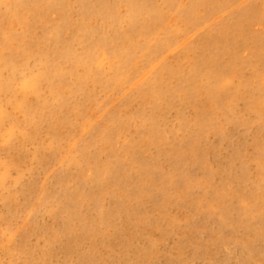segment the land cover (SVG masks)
Masks as SVG:
<instances>
[{
	"label": "bare ground",
	"instance_id": "bare-ground-1",
	"mask_svg": "<svg viewBox=\"0 0 264 264\" xmlns=\"http://www.w3.org/2000/svg\"><path fill=\"white\" fill-rule=\"evenodd\" d=\"M237 1L0 0V150L5 142L13 152L10 161L0 160L3 203L9 207L13 185L23 183L26 172L34 175L36 169L60 160L64 167L60 194L37 199L53 217H70L62 231H53L54 238L62 242L60 247L69 249V236L77 233L73 218L83 225L86 238L94 233L95 227L90 228L80 212L83 201L95 203L97 221L103 225L108 220L102 201L107 193L114 197L120 212L127 214L136 209L130 206L132 198L139 203L144 196L157 200L164 192L162 186L155 185L157 160L144 154L154 141L136 133L118 147L117 137L132 120L149 135H161L160 118L177 97L198 107L195 115L200 134L212 123L209 106L227 112L236 95L233 75L247 63L240 57L242 47L256 44L254 56L264 64V35L252 28L254 22L264 21V12L250 0L223 17V11ZM217 15H222L219 24L199 29L202 21ZM172 49L176 54L169 57ZM189 51L190 59L185 57ZM98 88L119 94L114 106L118 110L114 108L93 123L91 108L98 102ZM134 95L142 97L147 108L126 114L132 117L122 120ZM181 126L189 128L187 122ZM17 138L37 143L33 153L24 155H31L37 164L21 166L23 162L15 154ZM97 142L100 150L93 148ZM190 144V139L184 138L179 148L169 147L175 153L181 179ZM105 151L109 153L106 159ZM123 159H130L129 164L124 166ZM134 163L141 181L150 182L131 184L130 166ZM12 167L18 168L16 178H12ZM73 181L78 185L72 187ZM88 183L91 194H85ZM22 192L36 193V185L24 183ZM81 254L82 260L96 261L98 252L90 246Z\"/></svg>",
	"mask_w": 264,
	"mask_h": 264
},
{
	"label": "rangeland",
	"instance_id": "rangeland-1",
	"mask_svg": "<svg viewBox=\"0 0 264 264\" xmlns=\"http://www.w3.org/2000/svg\"><path fill=\"white\" fill-rule=\"evenodd\" d=\"M248 1L235 2L223 11V17ZM254 1L264 12V0ZM73 13L76 15V10ZM57 16L54 14L53 18ZM221 16L202 21L199 29L219 24ZM252 28L264 35V21L254 22ZM42 29L40 24L39 33ZM255 45L242 47L240 57L247 63L233 75L234 101L227 112L209 106L213 119L203 134L199 132L201 126L195 115L198 107L177 97L160 118L161 135H149L132 120L123 135L117 137L118 147L136 133L154 141L144 154L147 153L148 159L157 160L155 185L164 189L157 200H147L144 196L139 203V199L132 198L130 206L136 209L127 214L120 212L114 197L107 193L102 198L108 218L103 225L97 221L95 203L85 200L80 212L89 227H95L94 233L86 238L83 225L73 218L77 233L69 236L72 244L69 249L61 248L62 242L54 238L53 231H62L65 219L70 217H53L37 199L51 193L60 194L64 167L60 160H54L47 168L36 169L34 175L26 172L25 181L13 185L9 207L0 198V264H264V64L254 56ZM175 54V49L167 53L169 57ZM185 54L189 59L193 57L191 51ZM243 78L253 84H246ZM97 96V106L91 108L93 123L115 108L119 94L98 88ZM204 103H208L206 99ZM144 107L147 104L142 97L134 95L122 120L132 117L126 114L139 113ZM17 115L22 117V113ZM182 122H187L189 128L182 127ZM4 125H9L6 118ZM46 133L47 126L43 129V138ZM184 138H189L191 144L186 148L187 161L181 179L176 171L175 153L169 147H178ZM15 143L19 149L16 158L23 162H20L23 168L37 164L31 155L24 156L33 153L37 143L23 138H17ZM7 147L4 142L1 161H10L13 157ZM93 148L100 150L101 143L97 142ZM106 154L109 153L105 151V159ZM129 161L123 159L122 163L127 165ZM18 173V168H11L12 178ZM130 174L134 181L131 184L150 182L141 181L135 163L130 166ZM75 175L80 178L76 171ZM30 182H34L37 192L24 195L22 187ZM77 185L78 181L71 184ZM90 188L88 183L85 194H91ZM31 208L35 210L33 213L29 212ZM90 246L97 249V260L79 258Z\"/></svg>",
	"mask_w": 264,
	"mask_h": 264
}]
</instances>
